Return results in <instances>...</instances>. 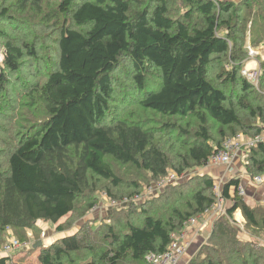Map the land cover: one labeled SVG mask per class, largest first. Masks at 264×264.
I'll return each mask as SVG.
<instances>
[{"label":"trees","instance_id":"16d2710c","mask_svg":"<svg viewBox=\"0 0 264 264\" xmlns=\"http://www.w3.org/2000/svg\"><path fill=\"white\" fill-rule=\"evenodd\" d=\"M177 2L182 10L173 14ZM48 3L0 5V140L14 136L11 145L3 141L0 245L6 228L34 232L38 221L65 232L80 208L86 215L96 206L98 189L116 198L112 188L127 181L114 165L159 182L169 170L182 174L202 167L227 138H253L264 131V55L256 56L262 70L258 88L241 74L249 49L264 48V0H54L53 10L42 13ZM26 10L42 21L54 18L59 29L56 64L42 83L31 82L37 74L34 61L32 74L22 72L25 57L39 59L36 49L5 32L6 26L28 27L19 17ZM123 65L133 73L131 103L141 112L131 118L124 117L125 108L111 114L109 106L113 73ZM155 118L169 120L161 121L164 130L183 141L184 150L173 158L147 126ZM246 161L249 176L264 175V144ZM195 179L187 195L182 192L191 182L167 187L171 192L151 199L149 208L158 207L153 213L145 207L151 200L141 205L136 210L140 225L132 223L130 211L98 228L82 224L72 246L43 252L39 264H147L148 255L166 251L171 234L215 202L212 178ZM239 185L233 178L222 186L221 197L232 201L227 217L213 222L187 264H264V243L255 238H264V207L247 205L236 194ZM237 211L250 241L239 238ZM18 239L25 242L23 236ZM0 264L14 263L1 256Z\"/></svg>","mask_w":264,"mask_h":264},{"label":"rangeland","instance_id":"374dc122","mask_svg":"<svg viewBox=\"0 0 264 264\" xmlns=\"http://www.w3.org/2000/svg\"><path fill=\"white\" fill-rule=\"evenodd\" d=\"M225 2H232V3H237L232 0H223ZM15 2V0H0V5H6L10 6ZM54 5V0H49L48 5H43L42 6V13H44L46 10H53L51 9L52 6ZM173 5V4H172ZM28 4L26 5L25 8H28ZM47 8V9H45ZM173 9L175 10L173 14H176L179 11L182 10V6L177 2L173 6ZM29 10H26L21 16L27 23H25L28 27L23 30L21 27L16 26V29H12V26H6L5 32L14 40L17 39H24L25 42L30 44L32 47L36 49V54L37 58H42L40 61L39 59L35 61L33 58H29L28 56L25 57V65L23 66L22 72L31 73L32 71H37L36 77L34 79H31V82H38L42 83L45 80V73L47 71H50L49 69H53L55 67V58L53 56L55 50H56V40L59 36V29H55L57 26V21H55L54 18L49 19L45 18L43 21L40 19V15H35L33 12L30 13ZM18 17V18H19ZM53 22H55L53 24ZM71 24V23H70ZM43 26H46L43 29ZM74 27V26H73ZM3 30L5 29L4 27L2 28ZM261 51V50H260ZM259 52V51H258ZM262 56L264 55L263 52L258 53L257 56ZM255 59L258 60V57H255ZM253 60L254 59H249ZM33 61L37 66L35 67L34 70L29 71ZM248 62V61H247ZM246 62V63H247ZM256 60H254L255 64ZM29 64V66H28ZM51 66V67H50ZM246 66V64H245ZM248 68H252L251 66H247ZM215 74V73H214ZM38 75V76H37ZM133 73L129 71V67L127 65H123L122 67L118 68L114 73H113V81H112V86L114 89V95L113 98L110 101V112L111 114L117 113H122L121 109L125 108V115L124 117L131 118L133 115H140L141 112H139V107L138 105L131 103L133 100L131 99V94L132 90L134 89V83H133ZM213 78V77H212ZM17 81V80H15ZM18 86V85H17ZM17 89V87H16ZM264 93V90H263ZM150 115V114H149ZM149 115H146L147 117L151 118ZM151 121L147 122L148 128H153L154 133L156 135V141H160L162 145H164L165 150L169 154L171 158L176 156V154L180 151H183V141L182 139H179V135L176 133H167L162 124L165 122H168L169 120L167 119H162V118H155V119H150ZM186 122V121H185ZM183 122V124H185ZM187 122H190V119L187 120ZM8 123V122H7ZM6 125V124H5ZM4 126V123L2 122L0 124V129ZM2 131V130H1ZM7 135V134H6ZM167 137L170 139L169 142H166L164 138ZM9 139V144L12 143V139H14V136L11 137L8 135V137H4L3 141H6ZM2 140H0V165H4V162L2 161L4 151L5 149V144ZM8 148V146H7ZM233 164V163H232ZM231 164V166H232ZM244 165V164H243ZM230 166V167H231ZM246 165H244L245 167ZM221 166H211L207 167V170L210 169H215V168H220ZM223 167V166H222ZM228 167V168H230ZM114 168L116 169L118 175L123 179V182L127 181V185H123L120 188H112L111 192L112 194L116 197L111 199L109 196H107L104 191H101V189H98L96 192V197H97V204L94 208L91 209L86 215L85 213L83 214V210L80 208V210L72 216V224L69 229H67L63 233H56L50 223L46 222H41L38 221L35 226V231H21L19 234H17L15 231L12 230V233L15 235V237L20 238L23 236L24 241L29 244V249L31 250L30 252H23L19 255L16 253H13V258L12 261L14 260V264H25L27 260L30 262H36L34 261L35 258L40 256L43 252H54L58 251L64 248H67L69 246H72L73 244V236L76 232L79 231L80 227L84 223H89L92 228L96 227L98 228L103 224L104 220L109 219L110 217L114 218L115 220L120 219L121 216L125 214V212L128 213L130 211L133 220L132 223L135 225H140L141 224V215L136 212V210H139L141 208V205L147 203L149 200L153 198H158L164 191L167 189V187H174V186H179L182 184L190 183L191 182V187L189 189H185L184 192H182L184 195L188 194V190H192L195 188V184L198 182L196 180V177H201L204 175V171H200L199 169L201 167H195L186 170L182 174H177L176 172L169 170L167 176L160 180L159 182L151 181L150 178L144 174L142 176L140 175V172H135L132 170V167H125V166H115ZM205 169V170H206ZM171 174H176L179 179L175 183H169V176ZM188 174H190L188 176ZM132 184L128 186L129 183ZM134 182L138 183V188H130L133 187ZM252 183H254L252 181ZM221 185V183H218L213 181V189H212V194L214 195V186L215 185ZM255 184V183H254ZM224 184L222 183V186ZM105 186V185H104ZM241 186V184H240ZM258 186V185H257ZM103 187V186H102ZM242 187V186H241ZM106 188H110L109 186H106ZM181 189V187H178ZM243 188V187H242ZM244 189V188H243ZM245 191V190H244ZM132 192H139L138 194L143 196L145 198L144 201L136 202V201H131L124 203V200H129L133 197H129ZM166 192H171L170 189H167ZM106 195V197H103ZM135 197V196H134ZM215 197V196H214ZM116 199V206H112L111 203H108L109 200L114 201ZM123 202V203H121ZM154 200L149 201L147 204L148 207L147 210L153 213V210L156 209L157 206H151V203L153 204ZM84 203L81 205L83 206ZM160 206H163L160 204ZM264 207V206H263ZM158 208V207H157ZM161 208V207H160ZM142 209V208H141ZM134 210V211H133ZM236 214V213H235ZM234 214V216H235ZM120 217V218H119ZM222 218V217H219ZM218 219V218H217ZM95 223L97 225H95ZM108 223V222H106ZM199 224H203V220H199ZM117 226L115 225V228ZM202 227V226H201ZM212 227V226H211ZM49 228H52L51 230ZM240 231V228L237 227ZM204 229V228H202ZM117 231H120L119 228L116 229ZM243 231L241 233L244 234L245 230L242 228ZM247 234V237H250L249 232H245ZM258 237H255L259 240L260 243H264V238L262 237V234L257 235ZM256 240V239H255ZM257 240V241H258ZM41 241L42 245L40 247H37L36 249H33V244L35 242ZM250 241V239H249ZM24 251V250H22ZM27 251V250H26ZM29 251V250H28ZM17 255V256H15ZM194 257V256H193Z\"/></svg>","mask_w":264,"mask_h":264},{"label":"built area","instance_id":"2783aa9c","mask_svg":"<svg viewBox=\"0 0 264 264\" xmlns=\"http://www.w3.org/2000/svg\"><path fill=\"white\" fill-rule=\"evenodd\" d=\"M217 2V0H211ZM264 49V48H263ZM262 49V50H263ZM260 53V52H259ZM258 54V51L249 49L250 59H254ZM4 55L3 50L0 47V70L3 67ZM242 76L255 88H258L259 82L262 75V70L258 61L255 62L252 68L244 66L241 72ZM259 144H264V131L253 137H247L244 134H237L234 137L225 139L219 148H216L215 151L208 158L207 163L203 165L199 170L204 171L207 167L211 166H223L230 167L238 158L243 155V163L247 164L246 157L249 152L257 147ZM190 174H188L189 176ZM179 177L176 174H171L169 176V183H175ZM255 185L261 186L264 182V176H255L251 178ZM222 186H214V196L215 202L207 209L202 215L190 218L184 226V229L180 233H173L170 236V243L163 254L155 255L150 254L146 257L147 264H178L180 259L183 257L187 249L189 248L192 238L190 237V231L194 228H198L199 231H202L208 227H211L213 222L219 217H227V209L231 206V200H225L221 197ZM238 197L245 198V191L239 185L236 191ZM103 197H106L104 195ZM145 198L141 195H137L129 200H124V203L136 201L142 202ZM116 201L109 200L108 203H111L112 206H116ZM123 203V202H121ZM199 220H203V224H199ZM236 226L239 225L238 222H234ZM202 226V227H201ZM5 242L0 245V257L6 256L11 259L13 258V253H20L22 250L28 251L29 244L26 242H21L15 235L12 233L10 228H6Z\"/></svg>","mask_w":264,"mask_h":264},{"label":"crops","instance_id":"0c3cea01","mask_svg":"<svg viewBox=\"0 0 264 264\" xmlns=\"http://www.w3.org/2000/svg\"><path fill=\"white\" fill-rule=\"evenodd\" d=\"M234 2H239L241 0H232ZM262 51V50H261ZM261 51H259L261 53ZM258 52V53H259ZM263 52V51H262ZM264 54V52H263ZM254 60L257 61V59L254 58ZM254 60L252 62V60H249L246 63V66H254ZM243 155L238 158L230 168L228 167H220V168H215V169H210V170H204V175L210 176L212 178L213 181L218 183H222L225 184L226 182H228L231 179H239L240 180V184L241 186L244 188L245 190V198L244 201L246 202L247 205H249L250 207H254L257 205L260 206H264V182L261 186H257L254 183H252V177L249 176L246 173L245 167H244V163H243ZM264 176V175H263ZM234 222H238L239 225L235 226L240 228V232H239V238L242 240H249L250 237H247L248 235L241 233L242 228H243V224L245 223L244 218L241 214L240 211H237L235 216H234ZM95 225H97L95 223ZM50 230L52 228H49ZM244 229V228H243ZM207 232L208 234H210L211 232V227H208L206 229H203L202 231H199L198 228H194L192 231H190V237L192 238L191 244L189 246V248L187 249V251L185 252V254L183 255V257L180 259L178 264H187L191 258L193 256L196 255L197 251L199 250V248L203 245V243L205 242V237H204V233ZM25 251H22L20 253H16L17 255L23 253ZM15 255V256H17ZM43 255V254H42ZM39 256L37 258L34 259V261L36 260V262H30L29 260H27L25 262V264H39ZM14 262V260L12 261V263Z\"/></svg>","mask_w":264,"mask_h":264},{"label":"water","instance_id":"95a60500","mask_svg":"<svg viewBox=\"0 0 264 264\" xmlns=\"http://www.w3.org/2000/svg\"><path fill=\"white\" fill-rule=\"evenodd\" d=\"M262 51L264 52V49ZM203 235L206 238L209 234L207 232H205ZM41 245H42V242L38 241V242L33 244V249H36L37 247H40Z\"/></svg>","mask_w":264,"mask_h":264}]
</instances>
